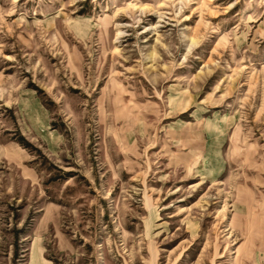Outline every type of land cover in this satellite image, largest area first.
I'll return each instance as SVG.
<instances>
[{"label": "rangeland", "instance_id": "obj_1", "mask_svg": "<svg viewBox=\"0 0 264 264\" xmlns=\"http://www.w3.org/2000/svg\"><path fill=\"white\" fill-rule=\"evenodd\" d=\"M264 264V0H0V264Z\"/></svg>", "mask_w": 264, "mask_h": 264}, {"label": "crops", "instance_id": "obj_2", "mask_svg": "<svg viewBox=\"0 0 264 264\" xmlns=\"http://www.w3.org/2000/svg\"><path fill=\"white\" fill-rule=\"evenodd\" d=\"M29 264H53L45 257L41 243L38 241L34 242L32 247Z\"/></svg>", "mask_w": 264, "mask_h": 264}]
</instances>
